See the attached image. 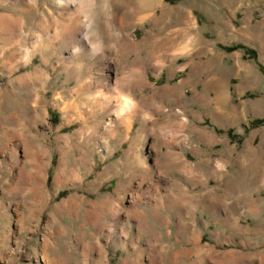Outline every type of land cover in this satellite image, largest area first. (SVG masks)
<instances>
[{
  "label": "rangeland",
  "instance_id": "374dc122",
  "mask_svg": "<svg viewBox=\"0 0 264 264\" xmlns=\"http://www.w3.org/2000/svg\"><path fill=\"white\" fill-rule=\"evenodd\" d=\"M57 1L0 0V264H264V0Z\"/></svg>",
  "mask_w": 264,
  "mask_h": 264
},
{
  "label": "bare ground",
  "instance_id": "6f19581e",
  "mask_svg": "<svg viewBox=\"0 0 264 264\" xmlns=\"http://www.w3.org/2000/svg\"><path fill=\"white\" fill-rule=\"evenodd\" d=\"M23 1L27 4L31 3L33 6H36V0ZM128 1L134 2L135 0H125L127 3ZM148 1L154 3L156 0ZM57 4L65 10L64 15H66L67 19V23L61 28L60 33L68 32L69 30L75 35L77 44L72 46L71 53H76L78 50L86 51L90 56H96L99 52L102 54L105 53L101 44H93L91 42L92 18L90 8L93 5V2H89V0H58ZM127 11L128 9L126 7H121L114 12L113 18L120 19ZM116 86L117 82H114L113 87L115 88ZM122 104V108L124 109L129 106L127 99H125Z\"/></svg>",
  "mask_w": 264,
  "mask_h": 264
}]
</instances>
